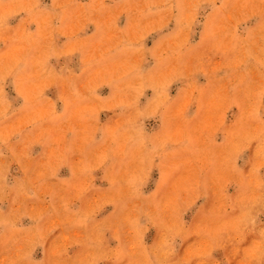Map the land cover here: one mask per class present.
<instances>
[{
	"label": "clouds",
	"instance_id": "1",
	"mask_svg": "<svg viewBox=\"0 0 264 264\" xmlns=\"http://www.w3.org/2000/svg\"><path fill=\"white\" fill-rule=\"evenodd\" d=\"M0 264H264V0H0Z\"/></svg>",
	"mask_w": 264,
	"mask_h": 264
},
{
	"label": "rangeland",
	"instance_id": "2",
	"mask_svg": "<svg viewBox=\"0 0 264 264\" xmlns=\"http://www.w3.org/2000/svg\"><path fill=\"white\" fill-rule=\"evenodd\" d=\"M121 23H123V18L121 19ZM32 28H35V25H32L31 26ZM92 30V27L90 26L89 27V32H91ZM199 38V36L197 35V39ZM158 39V35L157 34H149L146 38H145V41L144 43L146 44L147 47L151 48L153 47V44H154V41ZM63 38H61V40L59 42H62ZM77 66V60L75 57H73V63H72V67H76ZM7 91L9 92V95L10 96H14L15 95V92L14 90L11 88V86L7 89ZM102 93L103 94H107L108 92V89L107 87L101 89ZM49 96H52L54 98V90H49L48 93H47ZM174 94V92L172 93ZM147 95H151V92H147ZM105 115L106 113H101V119L103 120L105 118ZM148 126L149 127H154L156 122L155 121H148L147 122ZM36 151L38 152L39 149H36ZM97 175H99V173H97ZM153 179H155V176H153ZM97 183H100V181L98 180ZM108 211H110V207L107 209ZM191 214H189V217L187 218H190ZM59 235V230H57L56 233L53 234L52 237L49 238V241L48 243L50 244L52 239L55 238V236ZM156 236V230L155 229H151L150 232H149V235H148V238L149 240H151L152 238H154ZM195 238L194 237H190L188 241L185 242V244L183 245L181 251H183L184 249H187V247L189 246V244H191L193 242ZM255 237L253 235H248L245 237V240H244V243L242 244V247H248L249 245L252 244V242L254 241ZM222 256V253H218V258Z\"/></svg>",
	"mask_w": 264,
	"mask_h": 264
}]
</instances>
